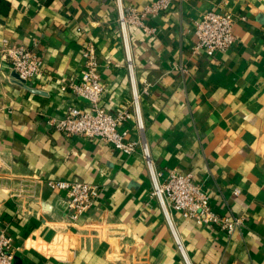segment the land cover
Returning a JSON list of instances; mask_svg holds the SVG:
<instances>
[{
  "label": "crops",
  "instance_id": "1",
  "mask_svg": "<svg viewBox=\"0 0 264 264\" xmlns=\"http://www.w3.org/2000/svg\"><path fill=\"white\" fill-rule=\"evenodd\" d=\"M155 0H0V47L35 49L43 65L23 83L0 59V224L21 264H264V0H175L129 27L128 71L121 10ZM210 11L239 20L236 41L214 57L193 55L195 22ZM92 43L111 114L140 94L144 136L158 170L191 174L214 211L243 218L232 236L198 225L151 197L140 154L68 136L51 124L88 102L64 90ZM133 79V80H132ZM132 139L139 132L135 121ZM49 179L101 188L95 205L69 221L64 192ZM179 243L182 249L179 248Z\"/></svg>",
  "mask_w": 264,
  "mask_h": 264
},
{
  "label": "built area",
  "instance_id": "2",
  "mask_svg": "<svg viewBox=\"0 0 264 264\" xmlns=\"http://www.w3.org/2000/svg\"><path fill=\"white\" fill-rule=\"evenodd\" d=\"M174 1L155 0L142 10L129 7L120 11L117 22L123 36L131 78L134 66L127 43L129 27L135 26L153 34L155 30L149 28L146 21L168 12ZM239 20L244 21L245 18H237L226 11H210L204 14L195 22L193 55L211 58L217 53L228 51L237 39L235 27ZM83 57L84 68L80 79L77 82L65 83L64 90L86 100L88 108L71 107L63 118L52 120L51 124L68 136L100 140L128 157L140 154L151 179V197L158 200L170 224L169 211L173 210L186 219L194 220L198 225L218 227L229 236L240 230L244 226L243 218L230 217L214 211L208 193L194 181L191 174H183L174 169H157L144 136L145 126L140 110L141 95L149 94L150 85L145 83L140 94L133 83L130 105H124L115 114H111L102 106L106 86L101 81L99 57L92 43L85 45ZM0 59L10 64L12 71L23 83L33 81L42 72L43 62L35 49L5 43L0 47ZM132 121H135L139 132L135 139H132V129L127 127ZM38 182L44 183L54 192H64L69 221L73 223L79 222L101 196L100 187L85 182L54 179ZM179 248L182 249L180 243ZM14 258L13 239L0 224V264H14Z\"/></svg>",
  "mask_w": 264,
  "mask_h": 264
},
{
  "label": "water",
  "instance_id": "3",
  "mask_svg": "<svg viewBox=\"0 0 264 264\" xmlns=\"http://www.w3.org/2000/svg\"><path fill=\"white\" fill-rule=\"evenodd\" d=\"M17 76V75H16ZM18 77V76H17ZM14 264H21L19 258L15 257L14 258Z\"/></svg>",
  "mask_w": 264,
  "mask_h": 264
}]
</instances>
